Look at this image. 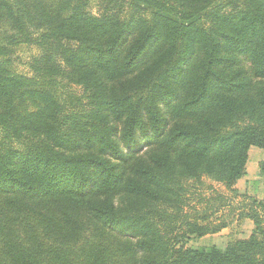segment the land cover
Here are the masks:
<instances>
[{
  "label": "trees",
  "instance_id": "obj_1",
  "mask_svg": "<svg viewBox=\"0 0 264 264\" xmlns=\"http://www.w3.org/2000/svg\"><path fill=\"white\" fill-rule=\"evenodd\" d=\"M92 1L0 0V264H264V198L184 246L264 150V0Z\"/></svg>",
  "mask_w": 264,
  "mask_h": 264
},
{
  "label": "rangeland",
  "instance_id": "obj_2",
  "mask_svg": "<svg viewBox=\"0 0 264 264\" xmlns=\"http://www.w3.org/2000/svg\"><path fill=\"white\" fill-rule=\"evenodd\" d=\"M99 0H93L90 10L96 13L99 9ZM37 50L32 47L22 46L15 55V65L19 71H27L26 62ZM71 90L80 93V87L71 86ZM258 183L254 184L253 181ZM234 190L224 187L221 183L202 178L192 194L189 205L184 207L191 218L207 215V219L199 222L221 223L225 225L218 232L202 237L189 236L184 240L185 247L210 248L216 246L223 249L237 239L247 238L253 229V223L246 217H241V208L251 197L264 198V150L251 146L247 151L246 174L233 186ZM248 206H245L247 209Z\"/></svg>",
  "mask_w": 264,
  "mask_h": 264
}]
</instances>
